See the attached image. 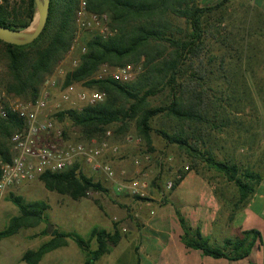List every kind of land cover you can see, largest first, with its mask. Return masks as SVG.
<instances>
[{"label":"trees","instance_id":"1","mask_svg":"<svg viewBox=\"0 0 264 264\" xmlns=\"http://www.w3.org/2000/svg\"><path fill=\"white\" fill-rule=\"evenodd\" d=\"M4 1L5 5L0 6V25L15 30L27 28L34 16L33 0H26L17 9L10 11L6 8L7 0ZM85 1L89 12L107 13L117 33L105 40L91 38L86 41L85 53L80 56L76 69L65 76L63 86L88 80L102 64L121 68L135 65L143 58L144 70L127 84L108 78L88 82L92 90L105 94L104 101L81 110H64L57 113L56 117L61 119L66 116L78 128L83 140L102 137L114 123H120L124 128L125 123L134 121L137 137L147 147H151L150 121L157 115H164L186 129L180 128L172 136L161 131L159 135L184 150L192 158L193 164L200 158L209 168L220 173L226 182L233 183L238 201L244 203L255 193L261 176L249 170L242 171L236 165L216 161L207 151L200 149L195 134L207 118L209 108L206 102L209 96L202 88V83L195 84L194 76H185L187 74L184 70L187 62L193 65L200 60L204 32L202 20L229 0H223L213 7H199L195 0ZM77 4L78 0H49L44 29L28 45L14 46L0 41V58L7 71L5 89L9 95L26 101L37 97L44 78L63 59L71 46ZM22 16L24 20H21ZM168 16L183 19L188 32L184 38L167 37L173 30L167 20ZM165 89L170 95L168 104L150 107L148 97ZM21 127V120L14 116L0 119V161L9 160L6 141ZM114 135L112 132V139H115ZM193 136L195 141L191 142ZM184 174V171H179L180 178L173 180L172 189L183 180ZM39 181L48 191L68 196L73 201L84 198L89 192H105L98 182L79 171L77 164L60 173H45L39 177ZM9 199L18 209L19 215L10 218L6 227L0 231V240L15 235L20 229L33 228L43 222V213L48 209L42 201L24 203L12 195ZM179 222L185 231L183 243L212 258L243 259L249 255L255 242L254 237L259 235L255 231H244L240 238L225 241L222 249H214L197 232L190 238L184 221L179 218ZM46 233L45 229L43 234ZM50 236V240L35 251H25L21 261L25 264H38L45 254L65 247L67 240H71L85 256L82 264H94L108 254L119 239L116 232L110 234L97 227L90 230L87 240L77 234L57 230H53ZM90 242L95 243L94 249L89 248Z\"/></svg>","mask_w":264,"mask_h":264},{"label":"rangeland","instance_id":"2","mask_svg":"<svg viewBox=\"0 0 264 264\" xmlns=\"http://www.w3.org/2000/svg\"><path fill=\"white\" fill-rule=\"evenodd\" d=\"M24 1L26 0H7V11L17 9ZM1 5H5L4 0H0ZM21 20H24V16ZM167 20L173 29L167 37L182 39L187 35V26L183 19L168 16ZM34 24L35 16L29 29H32ZM202 28L204 32L200 60L193 65L189 62L184 65L187 74L185 76L189 78L194 76L195 84L202 83V88L209 96L206 102L209 108L207 118L203 125L197 128L201 136L196 132V141L200 149L207 151L214 160L236 165L242 171L249 170L262 176L264 172V0H229L221 8L212 10L204 17ZM91 38V34H85L73 52L69 54L67 51L44 80L59 69L62 70V75L56 73L57 83L63 84L65 76L78 66L73 64L72 59L77 58L81 46L84 47L85 42ZM163 45L167 46L166 43ZM0 64L3 66L0 76L1 102L9 94L5 89L7 71L1 58ZM143 64V58L135 64L136 77L143 72ZM92 76L84 82L77 83V88L92 90L87 85L88 82L93 81ZM200 77L202 80H198ZM53 94L55 99L58 98V89L54 90ZM147 100L152 108L163 107L170 100L169 91L165 89L148 97ZM57 120L65 129L68 140H83L78 128L66 116ZM125 124L124 128L120 123L108 127L107 130L115 134V139H111L110 142L122 144L126 135L137 138L135 122L129 121ZM150 126L153 146L136 147L135 155L128 161L122 162L131 166L138 162L142 171L148 174L146 178L149 179L150 185L145 198L149 201L158 198L160 194L163 196L170 194L172 190H166V182L173 181L175 175L183 171L184 167H189L188 171H184V178H199L207 181L208 185H217L218 193L223 194L226 190L235 189L233 183L226 182L220 173L209 168L200 158L193 164L192 158L184 150L168 143L159 135L161 131L172 136L180 128L186 129L185 127L179 126L164 115L152 118ZM11 137L6 141L7 148L10 146ZM193 138L191 142L195 141L194 136ZM128 158L119 156L108 160L120 163ZM11 195L20 198L24 203L42 201L47 204L48 209L43 213V222L33 228L20 229L15 235L0 241V260L6 255L3 248H7L17 257L19 249L34 245L39 239L43 240L42 244L50 240L53 230L74 233L87 240L91 227L96 225L95 211H102L105 205L109 204L106 200L107 195L104 194L90 192L84 198L73 201L68 196L62 197L56 192L48 191L40 181H34L15 193L6 195L0 203L2 214L0 231L6 227L10 218L19 215L18 209L9 199ZM147 203L138 202L136 209L141 211ZM119 204L122 206L117 207L119 210H128L127 205ZM160 204L161 202L157 203L158 207L161 206ZM131 209L133 210L134 207ZM73 212H77L80 216L74 218L69 215ZM81 212L84 214L82 217ZM48 225L52 228L51 232L44 235L43 232ZM88 245L90 249L95 248L94 242ZM110 259L112 256H103L96 264H106ZM84 260V254L74 242L67 240L64 248L46 255L39 264H82Z\"/></svg>","mask_w":264,"mask_h":264},{"label":"crops","instance_id":"3","mask_svg":"<svg viewBox=\"0 0 264 264\" xmlns=\"http://www.w3.org/2000/svg\"><path fill=\"white\" fill-rule=\"evenodd\" d=\"M222 1L196 0V3L199 7H211ZM142 145L145 144L142 142ZM151 145L153 146V141ZM136 147L138 146L123 145L118 157L129 158L120 163L110 161L116 173V178L112 181L106 180L103 174L94 173L87 167L80 168L85 176L101 185L105 192L95 193L107 195L106 200L109 202L102 211H95L97 221L91 229L97 227L110 234L116 232L119 237L110 252L103 255L112 256L106 264H264V172L255 193L244 203L238 201L235 189L226 190L221 194L216 190L217 185H208L205 180L187 177L183 178L170 194L165 196L160 194L155 199L148 197L152 198V201H149L145 197L140 198L129 193L130 183L134 179L145 180L149 187L150 181L148 182L149 179L146 178L148 174L142 171L138 162H135L134 166L122 164L135 155ZM118 157L110 156L109 160ZM138 202L148 203L138 211L136 209ZM160 202L161 206L158 207L157 203ZM119 203L127 205L128 210H119L117 207H122ZM69 215L74 218L80 216L77 212ZM1 217L0 213V219ZM179 218L188 227L190 238L197 232L207 245L214 249H222L225 241L240 238L244 231H255L259 235L254 237V245L249 255L243 259L212 258L183 243L185 231L180 225ZM42 241L39 239L34 245L19 249L17 257L7 248H3L6 255L0 260V264H25L21 261L22 254L27 250L35 251Z\"/></svg>","mask_w":264,"mask_h":264},{"label":"built area","instance_id":"4","mask_svg":"<svg viewBox=\"0 0 264 264\" xmlns=\"http://www.w3.org/2000/svg\"><path fill=\"white\" fill-rule=\"evenodd\" d=\"M116 33L117 30L112 28L107 13H91L87 10L86 1L78 0L74 13V37L68 53L73 52L85 34L105 40ZM84 53L85 47L81 46L77 58L72 59L75 66L79 64V58ZM2 72L3 66L0 64V76ZM56 73L62 75V70L58 69L44 80L34 100L26 101L8 95L0 102V119L6 120L9 116H14L22 122L21 129L10 139L9 160L0 161V203L6 195L15 193L34 181H39L41 175L60 173L75 164L78 165L79 171L81 166H84L94 173L103 174L106 180L112 181L116 178V173L108 160L109 157L117 156L123 145H142L140 138L131 135H126L122 144L111 143L110 130L100 138L68 140L56 114L64 110H81L102 103L105 94L77 88V83L64 87L63 84L57 83ZM136 75L135 65L114 68L102 64L93 74L92 80L101 81L108 78L127 84L133 81ZM56 89H58V98L55 99L53 91ZM183 171H188V167H184ZM179 178L180 175L176 174L174 179ZM147 187L145 180H133L129 186V193L144 198ZM172 187L173 181L166 182V190L170 191Z\"/></svg>","mask_w":264,"mask_h":264},{"label":"water","instance_id":"5","mask_svg":"<svg viewBox=\"0 0 264 264\" xmlns=\"http://www.w3.org/2000/svg\"><path fill=\"white\" fill-rule=\"evenodd\" d=\"M35 9V24L32 29L29 26L22 30L9 29L0 25V41L14 45L24 46L32 43L44 29L46 24L49 0H33ZM51 226L48 225L46 232H51Z\"/></svg>","mask_w":264,"mask_h":264}]
</instances>
